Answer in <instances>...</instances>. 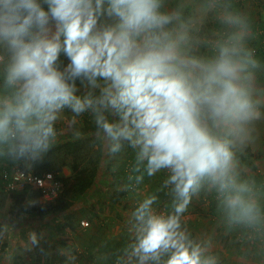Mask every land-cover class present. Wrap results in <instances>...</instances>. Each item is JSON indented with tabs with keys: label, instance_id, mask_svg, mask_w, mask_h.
Returning a JSON list of instances; mask_svg holds the SVG:
<instances>
[{
	"label": "clouds",
	"instance_id": "9594fccd",
	"mask_svg": "<svg viewBox=\"0 0 264 264\" xmlns=\"http://www.w3.org/2000/svg\"><path fill=\"white\" fill-rule=\"evenodd\" d=\"M253 38L236 0H0V158L37 161L62 135L84 139L89 116L132 199L97 264H219L215 233L187 222L197 199L264 257V178L241 162L264 122ZM60 255L77 264L72 248Z\"/></svg>",
	"mask_w": 264,
	"mask_h": 264
},
{
	"label": "rangeland",
	"instance_id": "374dc122",
	"mask_svg": "<svg viewBox=\"0 0 264 264\" xmlns=\"http://www.w3.org/2000/svg\"><path fill=\"white\" fill-rule=\"evenodd\" d=\"M262 1L236 0L237 5L248 14L252 26L257 27L264 23ZM259 37L254 33V38L250 40L252 47L261 49L263 45ZM258 56L264 59L262 55L258 54ZM67 63V58L61 54V66ZM81 91L83 90L81 89ZM85 117H87V121L91 122L89 116L81 117L80 127L84 125ZM62 137L63 135L61 139ZM247 148L251 153V157L247 159L250 165L241 161L242 164L256 174L257 178H264V122L257 124L255 140ZM131 153L132 156L128 157L129 160L133 157L134 150H131ZM28 164L29 161L25 160L16 162L8 157L0 158V170L2 168L20 169L21 165L27 168ZM102 169L94 184L95 187L93 186L94 188L89 190V195H86L82 200L77 198L72 208L67 212L50 217H28L18 214L10 220L3 210L6 198L0 195V231L7 229L5 235L0 238V244H2L0 245V262L50 264L49 260L57 254L60 255L61 249L70 247L76 253L77 264H97L98 251L118 245L124 236V220L132 206V199L128 194L127 198L124 197L119 202L113 203L112 196L114 192L120 190L122 181L119 178L122 180L123 177L121 175L118 179L112 176L110 178V173L107 172V177L103 178ZM67 170H69L68 166H63L60 174L65 176ZM147 183L152 185L155 181ZM25 201L28 204L30 198L26 197ZM211 206V203L204 199L194 200L187 222L194 231L215 233L214 254L218 257L219 264H264V257L258 255L257 252H253L249 257L234 249L235 238L233 235L225 236L222 229L216 227L212 211H210ZM82 219L89 220L87 227L80 225L79 222ZM30 233H36L40 238L37 246L31 247ZM243 244L246 245V243ZM60 258L64 260L62 256Z\"/></svg>",
	"mask_w": 264,
	"mask_h": 264
},
{
	"label": "trees",
	"instance_id": "16d2710c",
	"mask_svg": "<svg viewBox=\"0 0 264 264\" xmlns=\"http://www.w3.org/2000/svg\"><path fill=\"white\" fill-rule=\"evenodd\" d=\"M253 28L255 31L253 32L260 36L259 38L262 40L261 44L263 45L261 49L258 47L254 48L257 55L260 54L264 58V23H261L260 26L257 27L253 25L252 29ZM86 118L87 117L84 118V125L81 126V131L86 134L84 139L75 141L70 135H63L61 142L50 149L41 159L29 161L27 168L23 165L20 166V169L30 170L37 176H41L47 172L54 173L63 185L57 198L53 202H43L38 191L0 192V195L6 198L3 210L8 215L16 216L22 214L24 216L44 218L65 213L72 208L77 198L92 189L97 181L100 168L103 164L102 149L98 143L93 142V138L90 135L94 130L93 125L91 122L87 121ZM248 157H251V153L248 148H246L241 156V161L249 166ZM15 161L17 162L19 160ZM65 165L68 166L70 171L68 176L60 174ZM4 169L8 168H2L0 172ZM121 174L123 177L124 168ZM125 195V192L117 190L112 196V202H119ZM26 197L30 198L28 204L25 201ZM210 211H212V206ZM2 247L4 248V245ZM234 247L238 253H243L249 257L253 252H257L255 248L248 244L244 245L243 242L239 241L237 238ZM242 247H244V250H242ZM60 257L61 256L57 254L49 260V263L63 264L64 260Z\"/></svg>",
	"mask_w": 264,
	"mask_h": 264
},
{
	"label": "built area",
	"instance_id": "2783aa9c",
	"mask_svg": "<svg viewBox=\"0 0 264 264\" xmlns=\"http://www.w3.org/2000/svg\"><path fill=\"white\" fill-rule=\"evenodd\" d=\"M63 185L56 175L47 172L41 176L27 169H4L0 172V192L38 191L43 202H53ZM82 227L89 225V220H80Z\"/></svg>",
	"mask_w": 264,
	"mask_h": 264
},
{
	"label": "crops",
	"instance_id": "0c3cea01",
	"mask_svg": "<svg viewBox=\"0 0 264 264\" xmlns=\"http://www.w3.org/2000/svg\"><path fill=\"white\" fill-rule=\"evenodd\" d=\"M262 6L264 7V0L262 1ZM253 31H254V29H253ZM255 32V31H254ZM263 38H264V36H263ZM126 156H127V158L128 157H130V156H132V153H131V149L130 148H126ZM104 166H105V172H104ZM102 167H103V169H102ZM125 167V165L124 164H122L116 171H113L112 170V166H111V164H108V165H105L104 163L102 164V166H101V168H100V170L102 169V171H103V173H104V177L103 178H106L107 177V172L108 173H110V178H111V176L112 177H116V179H118L119 178V176H121L122 174H121V172H122V170H123V168ZM65 173V172H64ZM105 173H106V175H105ZM70 174V172H69V170H67L66 171V174H65V176H68ZM113 179V178H112ZM116 179H115V181H116ZM120 179V181H122L121 180V178H119ZM105 181V180H104ZM118 183V182H117ZM95 187V186H94ZM94 187H92V189L94 188ZM89 191L87 192V193H85L84 195H82V196H80L79 198H80V200H82L83 198H85V196L86 195H89ZM129 195H128V193H126V195H125V197L127 198ZM123 199V198H122ZM7 217H8V219H14V217L15 216H10V215H8L7 214ZM28 217H30V216H28ZM232 236V235H231ZM233 237L235 238V240H236V236L235 235H233ZM238 239V238H237ZM234 249H235V247H234ZM8 263H10L9 261H7V263H5V262H0V264H8Z\"/></svg>",
	"mask_w": 264,
	"mask_h": 264
}]
</instances>
